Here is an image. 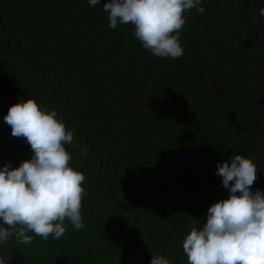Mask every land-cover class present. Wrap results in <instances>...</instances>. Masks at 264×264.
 Listing matches in <instances>:
<instances>
[{"label": "trees", "instance_id": "16d2710c", "mask_svg": "<svg viewBox=\"0 0 264 264\" xmlns=\"http://www.w3.org/2000/svg\"><path fill=\"white\" fill-rule=\"evenodd\" d=\"M104 2L0 0V167L32 156L4 121L10 106L57 111L74 133L86 225L10 237L4 264H187L183 239L228 198L217 162L250 158L252 191H264V0H201L175 59L145 50L131 23L110 28Z\"/></svg>", "mask_w": 264, "mask_h": 264}, {"label": "clouds", "instance_id": "9594fccd", "mask_svg": "<svg viewBox=\"0 0 264 264\" xmlns=\"http://www.w3.org/2000/svg\"><path fill=\"white\" fill-rule=\"evenodd\" d=\"M99 3L88 0L90 7ZM199 5L201 0H105L103 10L110 28L131 23L145 50L175 59L183 55L179 36L184 13L196 8L202 14L205 9ZM259 15L264 17V8ZM4 121L13 137L24 138L32 156L18 168L10 163L0 167V221L7 226H0V243L13 236L24 244H30L33 235L45 241L49 236L59 239L66 231V219L73 230L84 229L85 177L69 166L72 156L65 145L74 142V133L66 129L63 117L33 99H21L10 106ZM83 152L87 154L86 146ZM216 169L228 198L209 206L202 226L192 227L183 239L187 264H264V191H252L256 165L234 155L217 162ZM150 264L170 262L155 254Z\"/></svg>", "mask_w": 264, "mask_h": 264}]
</instances>
